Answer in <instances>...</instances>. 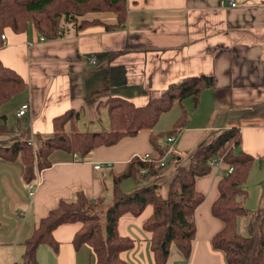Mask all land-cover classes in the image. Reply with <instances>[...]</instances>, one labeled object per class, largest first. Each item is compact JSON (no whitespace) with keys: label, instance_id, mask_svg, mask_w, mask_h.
I'll return each mask as SVG.
<instances>
[{"label":"crops","instance_id":"1","mask_svg":"<svg viewBox=\"0 0 264 264\" xmlns=\"http://www.w3.org/2000/svg\"><path fill=\"white\" fill-rule=\"evenodd\" d=\"M228 1L127 0L123 28L107 31L96 25L53 40L41 39L32 25L20 33L5 28L0 61L18 73L26 87L0 106L8 127L0 133V146L17 140L35 143L36 134L51 135L52 118L68 109H84L81 130L106 129L105 109L97 111L99 101L119 96L143 106L170 83L203 76L206 87L195 108L185 102L188 122L178 133L167 164H178L219 131L236 126L241 149L254 157L243 204L250 212L264 210V0H233L234 7ZM102 18L112 20L110 15ZM108 51L120 53L104 58ZM91 54L95 63L89 60ZM24 103L26 112L17 115ZM176 108L177 113L170 111ZM170 110L159 117L155 131L170 128L180 114L178 106ZM65 129L69 130L68 123ZM161 141L165 143L164 138ZM145 154H153L148 130L95 147L83 158L55 150L51 164L36 172L41 184L31 197L21 163L0 159V264H19L22 241L59 200L72 199L78 190L91 199L110 196L112 175L122 173L134 155ZM222 173L223 166H213L210 173L196 178V189L204 198L195 210L190 254L185 258L172 247L166 264H226L223 252L211 245L222 227L210 210ZM136 186L127 185L128 190ZM151 210L147 206L138 216L126 213L119 219V233L134 240L121 255L129 264H154L150 233L142 226ZM241 225L244 228L242 221ZM79 227L73 222L55 228L57 247L40 244L37 264H93L90 246L72 245Z\"/></svg>","mask_w":264,"mask_h":264},{"label":"trees","instance_id":"2","mask_svg":"<svg viewBox=\"0 0 264 264\" xmlns=\"http://www.w3.org/2000/svg\"><path fill=\"white\" fill-rule=\"evenodd\" d=\"M127 8V0H0V47L5 28L20 33L32 25L45 40L57 39L71 30L77 34L96 25L107 31L121 29ZM106 15L112 20L102 18ZM119 53L108 51L102 56L112 59ZM25 87V80L0 61V106ZM205 87L203 76L184 77L170 83L158 96L150 97L143 106H135L119 96H109L97 104L98 112L105 109L107 130H81L79 120L84 109H68L52 118L51 135L36 134L32 144L28 143L30 140H17L0 146V159L21 163L25 186L34 180L37 171L51 164L50 156L55 150L83 158L95 147L113 145L140 130L149 131L153 147V154L148 158L134 155L122 173L112 175L108 202L104 203L102 197L91 199L82 190L76 191L70 200H59L22 241L19 264H37V247L47 244L56 248L53 231L61 224L73 222H79L80 227L72 237V245L75 248L83 244L90 246L93 264H129L121 255L134 246V240L119 233L118 222L126 213L140 215L147 206L152 210L142 226L150 233L149 247L154 264H166L172 247L188 258L195 237V210L204 198L196 189L195 180L210 173L212 159L216 157L222 160L223 169L231 166L232 170L226 175L223 172L217 182L219 194L210 210L222 222V227L213 235L211 245L223 252L226 264H264V210L250 212L243 204L247 194L244 184L254 157L241 149L238 127L219 131L193 150L188 164L176 166L165 196L160 195L155 181L142 184L170 161L172 155L160 164L169 145L167 137L174 136L176 140L188 122L185 102L190 101L195 108ZM173 106L180 108L173 124L155 131L159 117ZM0 119V133H5L8 131L6 116L0 114ZM126 180L137 186L124 191L122 183ZM241 220L246 234L239 231Z\"/></svg>","mask_w":264,"mask_h":264},{"label":"rangeland","instance_id":"3","mask_svg":"<svg viewBox=\"0 0 264 264\" xmlns=\"http://www.w3.org/2000/svg\"><path fill=\"white\" fill-rule=\"evenodd\" d=\"M170 111H175L177 113V108L175 110H170ZM99 128H101V127H99ZM105 128L106 129H103V130H107V126ZM172 145H170V146L168 145V148L166 149V151L169 150V152H168L169 155H170V152H171ZM191 155H192V153L183 156L182 161H180L178 164L173 163L174 166L172 164V161L169 162L165 166V169H162L161 171L158 172V174L150 177L147 181H143L142 184L150 182V181H155L158 184V186H159L158 192L160 193V195L165 196L166 193H167V189L169 187V184H170L169 183L170 179H171L172 175L174 174V170H175L174 168L176 166H178V165H186V164H188L189 161H190ZM131 183L132 182L130 180L123 182L122 183L123 190L127 191L128 190L127 185L131 184ZM110 199H111V195L110 196H105L104 203L108 202ZM239 231L241 232V234H246L245 229L242 227V225L239 226Z\"/></svg>","mask_w":264,"mask_h":264},{"label":"built area","instance_id":"4","mask_svg":"<svg viewBox=\"0 0 264 264\" xmlns=\"http://www.w3.org/2000/svg\"><path fill=\"white\" fill-rule=\"evenodd\" d=\"M228 4H229V6H231V7H234V6L236 5L235 2H234L233 0H229V1H228ZM1 38H2V39L4 38V34L1 35ZM89 60H90L92 63H95V62H96V57H95V55L91 54V55L89 56ZM27 108H28V105H27L26 103L22 104V105L20 106V108L18 109L17 115H22V114H24V113L26 112ZM167 142L169 143V145H172V144L175 142V137H174V136H169V137H167ZM28 143L32 144V141L30 140ZM168 152H169V150H168V151H165L164 156H163L162 159L160 160V164H161V165H163L164 162L168 160V156H169V153H168ZM148 156H149V155H147V154H145V155H139V157H140L141 159H146V158H148ZM212 163H213V166H214V167H220V166H222V160L219 159V158H217V157L212 159ZM107 164L109 165L110 163L108 162ZM98 167H100V165H99V164H96V165H95V168H98ZM231 170H232V167H231V166H228L226 169H223V172H224V174L226 175V174H228ZM40 184H41V181H40L39 173H36V176H35L34 180L31 181L30 183H28V184L26 185L27 195L30 196V197L33 196V194H34L36 188H37Z\"/></svg>","mask_w":264,"mask_h":264}]
</instances>
